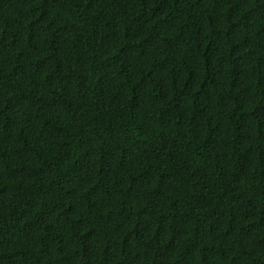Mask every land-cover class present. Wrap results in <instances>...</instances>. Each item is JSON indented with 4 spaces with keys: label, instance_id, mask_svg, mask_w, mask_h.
I'll list each match as a JSON object with an SVG mask.
<instances>
[{
    "label": "trees",
    "instance_id": "1",
    "mask_svg": "<svg viewBox=\"0 0 264 264\" xmlns=\"http://www.w3.org/2000/svg\"><path fill=\"white\" fill-rule=\"evenodd\" d=\"M0 264H264V0H0Z\"/></svg>",
    "mask_w": 264,
    "mask_h": 264
}]
</instances>
